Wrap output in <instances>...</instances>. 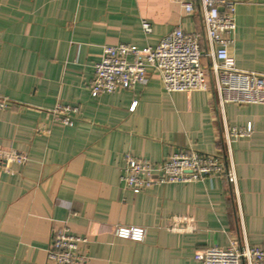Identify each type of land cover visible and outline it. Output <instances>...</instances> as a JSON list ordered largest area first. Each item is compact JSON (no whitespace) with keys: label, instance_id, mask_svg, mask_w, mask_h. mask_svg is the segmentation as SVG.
<instances>
[{"label":"crops","instance_id":"obj_1","mask_svg":"<svg viewBox=\"0 0 264 264\" xmlns=\"http://www.w3.org/2000/svg\"><path fill=\"white\" fill-rule=\"evenodd\" d=\"M236 1L229 52L239 69L264 74V0ZM198 10L174 0H0V148L28 155L0 169V264H48L61 231L87 238L84 264H203L199 251L234 237L264 245V104L221 109L214 90L168 91L158 71L92 94L104 45H156L177 26L202 32ZM59 105L77 107L72 124L57 118ZM250 125L231 138L235 183L214 173L124 186L127 153L154 163L183 148L214 154L226 149V127ZM173 217L195 230H170ZM120 224L144 226L145 240L116 236Z\"/></svg>","mask_w":264,"mask_h":264},{"label":"built area","instance_id":"obj_2","mask_svg":"<svg viewBox=\"0 0 264 264\" xmlns=\"http://www.w3.org/2000/svg\"><path fill=\"white\" fill-rule=\"evenodd\" d=\"M186 12L193 13L197 5L202 17L203 30L186 31L177 26L156 45L138 46L133 43L104 45L103 55L96 62L92 94L132 89L149 81L151 73L158 71L168 91L214 90L223 109L230 103L264 104V74L239 69L229 52L236 31V0H174ZM197 3V5H196ZM146 34L152 25L144 20ZM210 60L208 64L204 59ZM77 107L59 105L54 113L59 120L72 124ZM246 128H225L226 149L206 154L191 148L173 152L164 161L154 163L145 157L125 154L122 175L124 186L148 189L155 185L198 181L214 173L225 175L235 183L236 173L232 161L231 138L246 136ZM28 155L0 148V169L10 170L13 163H24ZM192 219L173 217L169 229L179 232L195 230ZM116 236L142 242L147 229L142 225H117ZM86 237L69 232L52 236L48 246V264H84L88 255L79 251ZM203 264H264V245H251L236 238L227 247L212 246L197 253Z\"/></svg>","mask_w":264,"mask_h":264},{"label":"rangeland","instance_id":"obj_3","mask_svg":"<svg viewBox=\"0 0 264 264\" xmlns=\"http://www.w3.org/2000/svg\"><path fill=\"white\" fill-rule=\"evenodd\" d=\"M206 154H208V153H206ZM236 238L234 237V238H232L231 239V241H233V240H235ZM214 246V245H213ZM212 246H207V247H205V248H211Z\"/></svg>","mask_w":264,"mask_h":264}]
</instances>
